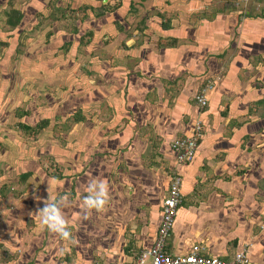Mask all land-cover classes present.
I'll return each mask as SVG.
<instances>
[{"label": "crops", "instance_id": "obj_1", "mask_svg": "<svg viewBox=\"0 0 264 264\" xmlns=\"http://www.w3.org/2000/svg\"><path fill=\"white\" fill-rule=\"evenodd\" d=\"M43 1L0 0V264H132L156 242L174 173L182 178L183 203L167 252L188 253L198 245L229 259L247 247L251 262L264 264V6L252 13L253 3L264 0H150V15L134 27L125 21V5L134 10V4L122 0L110 22L100 21L113 38L91 70L113 72L114 79L102 83L105 96L98 102L104 110L96 108V124L89 121L98 147H88L91 154L96 147L97 160L86 170H79L70 144L58 152L52 133L58 123L70 122L71 129L60 125L70 137L74 125L87 121L84 115L70 121L74 109L56 103L44 112L40 92L49 83L51 90L58 87L59 69L42 71L36 33L60 24L43 18ZM17 13L22 19L13 27L9 18ZM120 20L121 32L114 23ZM67 26L56 31L55 44L71 48L77 37L79 48L83 28ZM209 80L216 83L201 110L195 95ZM18 82L17 90L12 85ZM27 86L39 93L24 92ZM47 96L57 99L54 91ZM198 119L203 135L197 153L179 163L170 143L189 136ZM42 120L48 139L42 129L24 130ZM43 144L57 163H72L61 165L62 177L44 168ZM94 178L107 185V202L85 213L86 185ZM48 196L67 198L63 212L77 246L64 261L52 255L67 240L41 228L33 214Z\"/></svg>", "mask_w": 264, "mask_h": 264}, {"label": "rangeland", "instance_id": "obj_2", "mask_svg": "<svg viewBox=\"0 0 264 264\" xmlns=\"http://www.w3.org/2000/svg\"><path fill=\"white\" fill-rule=\"evenodd\" d=\"M48 0H44L40 5H42L39 10H42V16L43 18H45L46 20H50L49 17H45L44 15H47L49 13H51L52 8L48 5L47 3ZM157 1V0H156ZM244 2H246L247 0H243ZM122 2V0H121ZM128 2V1H127ZM132 3V5L134 4V10L133 7L131 6L130 8L128 7L127 3L125 5L126 7V13H125V18H126V22L128 24V21H131L134 27V24L136 22H140L142 19L146 18L147 16L150 15L149 12V7H150V0H132L130 1ZM56 4V11H59V13H56V15H58L57 17L58 19V23L60 24V27H64L66 28V24L63 22L62 20V15L64 14V9H65V16L67 18V15L70 16H74L71 19H68L67 22V27H71L72 29L75 28L77 26V23L80 24L78 26H80L81 28H83V31L81 34L84 35V39L81 43V45L79 46V48H77L79 42L78 39L76 37V41L74 43L73 47H69L67 44L64 45L63 41H59L58 42V46L55 44L56 43V35L58 34L56 31H58L60 29L58 24H54L52 25H47L45 27L42 28V30L40 32H37L36 35L38 38H40L41 41V46L43 49V57L42 59V71L44 72H50V68L51 66L54 67H58L59 69V74L58 76H55V80H54V84L56 83V86H58L57 88H54L53 90H51L50 88V83L47 85V91L44 89L43 92H40L41 96H42V102H46V106H45V111L48 108L49 110L47 111V113H45L46 115L50 114L51 112V104L56 103L58 104L60 107H67L69 108V112H71V109H74L75 112L77 111H81L83 112L82 114L84 115V118L87 120L85 121L83 124L81 125L83 127L79 125H77L76 128H74L76 125H74L73 128V133L70 137L66 138V133L62 132L64 131V129L66 128V126H68L67 129H71L72 124L68 125L67 123L61 125L60 123H58L56 126L58 127L57 130H53V132H55L58 135L57 138V145H58V152L59 153H63L62 150H60L62 147H65V144L68 143V145L70 144L71 148L73 150H75L78 154H76L73 159L74 161H76V165L80 166L81 169L79 170H86L88 168L91 167V163L94 164L95 160H97V157H95L94 153L96 152V147L94 148L93 146V150H92V154H91V150L88 148L91 144H93L95 142V144L98 147V141L96 142V139H92V133L90 130V125L91 123H89V121H91L92 123L96 124L97 121V109L99 110H104L103 107V103H99L100 100L105 96L104 90L103 88H101L102 83L107 82L110 79H114V74L112 73H101V75L94 73V71H92L91 69L94 68V65H99V56L104 55L100 54V51H102V49H106L108 48V44L110 42V40H112V36H111V31L110 30H104V28H100V24H98L100 21H105V19L110 22V16H114L115 14V9L118 7L119 5V0H55L54 2ZM117 5V7L114 10H106V12L99 16L98 13H100L98 11V9L104 5ZM256 8L254 11H252V13H259L262 12V7L263 5H258L257 2L253 3ZM79 6H84V11L86 10V15L83 13V9L82 10H78L77 8ZM57 7H59L60 9H57ZM148 8V9H147ZM130 9V10H129ZM102 13V12H101ZM83 15L86 16L85 19L82 20V22L79 19H76L77 17H82ZM37 16L41 19L42 16L41 14H37ZM105 16V17H103ZM102 17V18H101ZM57 21V20H55ZM55 21L51 20V24H53ZM107 21V22H108ZM123 20L120 21H116L114 22L118 28L117 31L121 32L119 30V26H121V24ZM147 23H150L149 25H151L153 22L152 20L147 21ZM104 25H106V23H104ZM52 29L53 33L51 34V36H47V32ZM67 29V28H66ZM133 30V28L131 29ZM132 32V31H131ZM141 32V31H140ZM56 33V34H55ZM155 33V32H153ZM39 34V36H38ZM55 34V35H53ZM108 35V36H107ZM107 36V37H106ZM79 37V36H78ZM108 40V41H107ZM33 41V40H32ZM31 41V42H32ZM31 42L29 44H31ZM36 42V40H35ZM63 43V44H62ZM28 44V45H29ZM23 47H25L26 45L23 43L22 44ZM112 48V47H111ZM110 48V50H111ZM25 49V48H23ZM69 49L68 52H66V50ZM47 51V52H46ZM102 63V62H101ZM100 63V64H101ZM94 70V69H93ZM101 76V77H99ZM90 84V88L88 89V85ZM13 88H20L21 85L20 83H15L12 85ZM108 89V87H106ZM17 90H12L17 91ZM28 90L32 91L31 95H37L39 93V90L37 88H29L28 86L26 88L23 89L24 92H26ZM112 90V89H111ZM111 90L108 91V93L111 92ZM55 93V95H57V99L54 100H49V97L47 96V94H50V92ZM84 92L86 93L85 95ZM29 95V94H28ZM46 96V98H45ZM87 96H89V98L87 99ZM75 97V100H74ZM55 100H57V102H55ZM70 101V102H68ZM99 101V102H98ZM75 102V104H73ZM89 103V104H88ZM67 104H71L67 105ZM86 104H88V106H86ZM100 104V106H99ZM99 106V107H98ZM73 107V108H72ZM127 107V106H126ZM59 116V115H58ZM75 117H69L68 120H72ZM59 122V118L57 120ZM59 125V126H58ZM63 126V127H60ZM80 127V128H79ZM63 129V130H61ZM43 133H42V139H48L51 132L49 129V126L46 128L42 129ZM72 132V130H71ZM63 133V135H61ZM70 133V132H69ZM54 134V133H53ZM74 134V136H73ZM72 137H74L72 139ZM44 143V142H43ZM43 146H45L43 148V155L45 156L44 158H46L43 161V166L45 169H47L46 171L48 172V170H50L49 172H51L52 168H55V166H52V161L55 162L56 164H59L60 166H64L66 167L71 166L72 163L68 162L67 165H65L66 163H57V161H55L53 159V157H51V151L49 152V150L47 149V144H43ZM52 150H56L55 148ZM48 152V155L45 153ZM52 154L56 157V155L54 154V152H52ZM48 157H51L48 158ZM51 160V161H50ZM64 164V165H63ZM73 167V166H72ZM53 170V169H52ZM56 172V176H59L58 171H53ZM62 177V176H61ZM66 185L65 182L62 183V188L63 186ZM79 226V225H78ZM81 227V226H80ZM90 234V233H89ZM70 240H67V242H69ZM66 243H62L60 244L59 250H61V252L58 251L57 254L52 255V257H57L59 256V260L64 261V256L65 254H69V251H73L74 248H76L77 245H75V243H73L72 241L70 243L67 244ZM44 252V250H42ZM45 253V252H44ZM60 253H62L61 255H59ZM97 264H102V263H97Z\"/></svg>", "mask_w": 264, "mask_h": 264}, {"label": "built area", "instance_id": "obj_3", "mask_svg": "<svg viewBox=\"0 0 264 264\" xmlns=\"http://www.w3.org/2000/svg\"><path fill=\"white\" fill-rule=\"evenodd\" d=\"M216 80L208 83L195 95L199 108L205 109L209 104V91L213 88ZM203 123L196 120L192 133L189 136L176 137L170 145L176 154L179 163L188 164L195 157L199 148V140L202 138ZM182 178L178 173L171 175L168 196L163 205L161 227L152 249L142 251L134 257L132 264H253L249 255V249L244 247L233 258L208 255L205 246H194L188 253H168L166 250L168 239L174 229L179 208L183 201ZM149 261V262H148Z\"/></svg>", "mask_w": 264, "mask_h": 264}, {"label": "clouds", "instance_id": "obj_4", "mask_svg": "<svg viewBox=\"0 0 264 264\" xmlns=\"http://www.w3.org/2000/svg\"><path fill=\"white\" fill-rule=\"evenodd\" d=\"M87 195L82 201V209L85 213L91 210L103 208L108 198V188L103 180L94 178L86 185ZM66 197L53 198L48 196L43 200V207L33 213L39 226L47 231L57 234L63 240L75 242L69 230L68 220L64 215L63 208L66 205Z\"/></svg>", "mask_w": 264, "mask_h": 264}, {"label": "trees", "instance_id": "obj_5", "mask_svg": "<svg viewBox=\"0 0 264 264\" xmlns=\"http://www.w3.org/2000/svg\"><path fill=\"white\" fill-rule=\"evenodd\" d=\"M53 2V4L51 5V8H52V11H51V13H49V19H54V20H58L59 18L57 17L58 15H56V13H59V11H56V7H55V0H53L52 1ZM121 3V1L119 0V4ZM231 2H228L227 4H230ZM119 6V5H118ZM117 7V5H104L103 7L101 6L99 9H98V11L100 12V13H98V15L99 16H101V15H103L105 12H106V10L108 9V10H114L115 8ZM57 9H60L59 7H57ZM83 9V13L85 14L86 13V10L84 11V6L82 7V6H79L78 8H77V11L79 10H82ZM102 12V13H101ZM62 15V20H63V22L67 25V22H68V20H67V18L68 19H71V20H74V19H72L74 16H68L67 15V18H66V16H65V9H64V14H61ZM86 15V14H85ZM85 15H83L82 17H77L76 19H79L81 22H82V20L83 19H85L86 18V16ZM162 16H164L163 14H161ZM163 18V17H162ZM10 19V24H11V26H13V27H16L19 23H20V21H21V15H19L18 13L16 14V16H15V18H9ZM164 19V18H163ZM167 26H170V25H168L167 23H164V27H167ZM73 31L74 32H78L79 31V26H78V23H77V26L75 27V28H73ZM174 42H173V40H171L170 42H169V44H173ZM83 112H81V111H78V112H76V114H75V117L73 118L74 119V121H76V120H79V119H82V116H83V114H82ZM48 123H47V121L46 120H42V121H40L37 125H36V127H34V128H30L29 126L28 127H24V130H31V131H34V132H38L40 129H43L46 125H47ZM176 138V137H175ZM51 161V160H50ZM52 163V166H55V168H52L53 169V171H58V172H60L61 170H60V168H61V166L59 165V164H56L55 162H51ZM59 176L61 177L62 176V172H60L59 173ZM182 203H183V201H182ZM182 205V204H181Z\"/></svg>", "mask_w": 264, "mask_h": 264}]
</instances>
